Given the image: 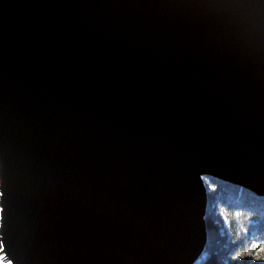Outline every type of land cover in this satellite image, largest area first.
<instances>
[{
    "label": "water",
    "instance_id": "obj_1",
    "mask_svg": "<svg viewBox=\"0 0 264 264\" xmlns=\"http://www.w3.org/2000/svg\"><path fill=\"white\" fill-rule=\"evenodd\" d=\"M204 177L264 195V0H0V254L192 264Z\"/></svg>",
    "mask_w": 264,
    "mask_h": 264
},
{
    "label": "trees",
    "instance_id": "obj_2",
    "mask_svg": "<svg viewBox=\"0 0 264 264\" xmlns=\"http://www.w3.org/2000/svg\"><path fill=\"white\" fill-rule=\"evenodd\" d=\"M203 179L210 188L204 217L207 237L192 264H264V195L223 179ZM218 205L226 230L211 211Z\"/></svg>",
    "mask_w": 264,
    "mask_h": 264
},
{
    "label": "rangeland",
    "instance_id": "obj_3",
    "mask_svg": "<svg viewBox=\"0 0 264 264\" xmlns=\"http://www.w3.org/2000/svg\"><path fill=\"white\" fill-rule=\"evenodd\" d=\"M204 183H205L207 190L210 189L209 187H207L208 184L206 183V181H204ZM211 211H213L214 214L218 215L219 222L222 225V226L221 225L219 226H221L222 230L223 229L226 230V222H224L223 220L224 218L223 207L221 205H218L216 208H212Z\"/></svg>",
    "mask_w": 264,
    "mask_h": 264
},
{
    "label": "built area",
    "instance_id": "obj_4",
    "mask_svg": "<svg viewBox=\"0 0 264 264\" xmlns=\"http://www.w3.org/2000/svg\"><path fill=\"white\" fill-rule=\"evenodd\" d=\"M3 259H4L3 256L0 255V264H10L9 261H4Z\"/></svg>",
    "mask_w": 264,
    "mask_h": 264
},
{
    "label": "snow or ice",
    "instance_id": "obj_5",
    "mask_svg": "<svg viewBox=\"0 0 264 264\" xmlns=\"http://www.w3.org/2000/svg\"><path fill=\"white\" fill-rule=\"evenodd\" d=\"M253 247H255V245H253ZM261 251H264V247L261 248Z\"/></svg>",
    "mask_w": 264,
    "mask_h": 264
},
{
    "label": "bare ground",
    "instance_id": "obj_6",
    "mask_svg": "<svg viewBox=\"0 0 264 264\" xmlns=\"http://www.w3.org/2000/svg\"><path fill=\"white\" fill-rule=\"evenodd\" d=\"M0 255H2V254H0ZM3 256V255H2ZM3 258H4V256H3Z\"/></svg>",
    "mask_w": 264,
    "mask_h": 264
}]
</instances>
